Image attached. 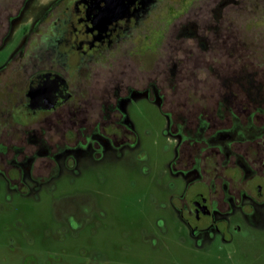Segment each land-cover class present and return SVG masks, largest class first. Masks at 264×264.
<instances>
[{"label": "flooded vegetation", "instance_id": "1", "mask_svg": "<svg viewBox=\"0 0 264 264\" xmlns=\"http://www.w3.org/2000/svg\"><path fill=\"white\" fill-rule=\"evenodd\" d=\"M33 1L0 0V50L20 32L0 65V264L157 249L160 210L197 246L261 243L264 93L218 87L230 69L240 84V41L192 21L161 32L167 0H116L107 14L111 0H51L27 21ZM141 99L167 120L163 149L143 141L155 129L131 112ZM130 196L155 211L136 226L121 219Z\"/></svg>", "mask_w": 264, "mask_h": 264}, {"label": "rangeland", "instance_id": "2", "mask_svg": "<svg viewBox=\"0 0 264 264\" xmlns=\"http://www.w3.org/2000/svg\"><path fill=\"white\" fill-rule=\"evenodd\" d=\"M48 2L51 0H34L26 12V20L36 16L38 9ZM221 3H224V6H221ZM214 15L221 18H214L216 23L206 21L207 16L210 18ZM187 21H192L193 25L198 26L219 25L221 31L230 34L231 41L234 37L239 40L241 68L252 72L264 82V0H167L161 4V32L170 33L176 26L188 24ZM168 33L161 44L162 48L167 46V38L170 36ZM19 37L20 32H17L0 50V65L9 58L19 42ZM147 46L151 47L152 44H145V47ZM131 112L140 127L147 130L150 126L155 129L152 130L153 134L149 136V140L143 139L145 144L163 149L167 145L163 135L167 120L159 109L141 99L134 104ZM142 200L144 201L138 204L136 197H129L127 212L121 216L128 225L136 226L139 218L155 212L147 198L143 197ZM159 215L167 220L169 228V233L161 238L159 248H153L146 242L134 241L130 243L131 250L117 252L118 258H109L96 264H264V240L256 245L246 243L222 246L220 240L215 239L207 241L203 246H197L189 239L186 228L181 221L175 219V215H170L165 210H160ZM259 223L262 224V221ZM103 245L101 246L105 252L116 254L111 246ZM81 246L83 245L73 250L75 256L79 255ZM56 264H88V261L83 257L64 258Z\"/></svg>", "mask_w": 264, "mask_h": 264}, {"label": "trees", "instance_id": "3", "mask_svg": "<svg viewBox=\"0 0 264 264\" xmlns=\"http://www.w3.org/2000/svg\"><path fill=\"white\" fill-rule=\"evenodd\" d=\"M219 80V90L220 92L227 93L230 92L232 93L231 89L235 87L240 89L241 94H250V93H255V94H262L264 93V82L257 78L256 81L253 79L254 77L250 74V72L246 71L244 68L241 69V74H240V84H233L234 80V75H233V70H226L225 74L222 76H217ZM258 80V81H257ZM224 82V83H222ZM263 84V85H262ZM262 85V86H261ZM262 92H261V89Z\"/></svg>", "mask_w": 264, "mask_h": 264}, {"label": "water", "instance_id": "4", "mask_svg": "<svg viewBox=\"0 0 264 264\" xmlns=\"http://www.w3.org/2000/svg\"><path fill=\"white\" fill-rule=\"evenodd\" d=\"M111 1H112V5L109 4V5H111V6L108 5V6L105 8L106 10L104 9L105 12H106V14H107V13H110V12L112 11V9L116 8V6H114L116 0H111ZM105 12H103V13H105Z\"/></svg>", "mask_w": 264, "mask_h": 264}]
</instances>
